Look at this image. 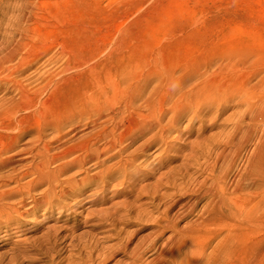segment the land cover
<instances>
[{
  "label": "bare ground",
  "instance_id": "1",
  "mask_svg": "<svg viewBox=\"0 0 264 264\" xmlns=\"http://www.w3.org/2000/svg\"><path fill=\"white\" fill-rule=\"evenodd\" d=\"M15 42L5 61L30 45L26 39ZM33 58L27 53L22 59ZM117 64L102 60L81 70L78 76L86 83L75 95H55L63 92L66 77L47 95H33L31 89L36 92L37 86L15 77L16 68L1 79L7 90L19 93L0 95V228H6L1 238L18 236L37 211L76 214L85 201H99L98 193L104 194L109 180H137L141 169L148 168L142 155L153 146L168 152L171 136L180 132L185 117L192 123L210 114L211 107L238 98L244 109L232 131L216 144H197L187 157L195 172L185 163L160 177L166 180L163 187L173 192L156 190L148 205L127 202L101 215L112 216L113 226L125 221V226L151 229L134 243L139 229L117 230L121 242L111 256L122 252L127 259L116 264H241L249 238L264 230V97L248 87L260 71L247 53L228 55L216 67L207 64L205 80L196 87L197 93L222 95H102L104 89H117ZM122 70L132 72L129 64ZM152 72L162 86V74ZM50 75L47 71L41 80L53 84ZM46 88L39 90L48 92ZM233 89L238 95H224ZM158 161L162 164V157ZM88 185L95 186L94 193L79 194ZM144 194L141 189L137 198ZM190 216L194 219L181 225ZM47 235L49 242L52 237ZM153 250L155 255L147 260Z\"/></svg>",
  "mask_w": 264,
  "mask_h": 264
},
{
  "label": "rangeland",
  "instance_id": "2",
  "mask_svg": "<svg viewBox=\"0 0 264 264\" xmlns=\"http://www.w3.org/2000/svg\"><path fill=\"white\" fill-rule=\"evenodd\" d=\"M25 39L30 45L5 61L15 41ZM27 53L34 58L23 60ZM244 53L260 71L250 78L248 87H255L256 95L264 97V0H0V95H19L18 91L7 90L9 85L1 81L14 68L15 77L37 86L36 92L31 89L33 95L51 93L65 77L69 80L62 84L63 92L59 89L55 95H75L86 83L78 73L102 60H116L119 70L115 77L117 89H104L102 95H222L197 93L196 87L205 80L207 64L216 67L221 57ZM128 64L132 72L126 75L122 67ZM152 69L162 74V86ZM47 71L51 73L49 80L54 78L53 84L41 80ZM44 86L48 92L39 90ZM192 87L195 92H191ZM225 94L238 95L235 90ZM237 101L233 98L223 107H211L210 114L192 123L185 117L180 132L171 136L168 152L153 146L142 155L148 168L141 169L137 180H109L104 194L98 193L99 201H85L76 214H59L57 209L48 215L37 211L18 236L6 240L1 238L6 228L1 227L0 264H116L126 260L122 252L111 256L115 252L112 248L121 242L116 231L132 233L139 229L134 243L151 229L125 226V221L116 220L113 226L114 218L105 219L101 213L113 212L127 202L148 205L156 190L173 192L163 187L166 180L160 177L178 171L185 163L189 164V172H195L187 157L197 144H216L232 131L244 109ZM219 148L224 146L216 151ZM141 189L145 194L138 199ZM94 191L95 186L88 185L79 194ZM65 202L74 205L72 200ZM205 203L202 201L198 209ZM193 219L190 216L181 225ZM47 234L52 237L47 239L49 242ZM246 248L241 264H264V230L250 237ZM154 255L155 250L146 259Z\"/></svg>",
  "mask_w": 264,
  "mask_h": 264
}]
</instances>
